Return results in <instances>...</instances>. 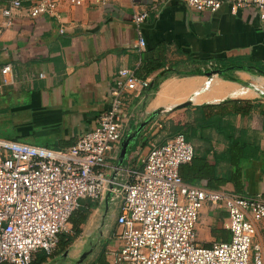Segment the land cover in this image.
I'll use <instances>...</instances> for the list:
<instances>
[{
  "label": "crops",
  "instance_id": "obj_1",
  "mask_svg": "<svg viewBox=\"0 0 264 264\" xmlns=\"http://www.w3.org/2000/svg\"><path fill=\"white\" fill-rule=\"evenodd\" d=\"M61 1L64 32L51 16L32 19L22 10L0 37V84L1 68L6 64L12 68L9 83L0 88V106L21 101L15 103L14 111H27L31 116L24 121L27 128L23 124V130L17 127L16 131L28 143L72 145L109 108L117 71L130 67L139 72L143 61L158 49L166 57L165 69L138 75L148 76L152 82L161 71L170 68L173 73L150 96L145 95L146 90L129 95L121 143L108 164L140 169L150 141L162 143L187 123L198 125L206 120L216 126L221 121L220 125L247 131L249 144L244 153L250 164L242 172V190L237 192L232 181L210 187L206 177L190 184L264 197V75L244 69L230 72L234 80L205 74L216 69L220 58L251 55L264 61V31L257 16L245 9L233 13L228 2L215 12H195L179 0H110L107 4L88 0L82 6ZM134 6L149 10L143 25L147 41L143 52L135 48ZM2 19L0 15V22ZM31 131L34 138L28 139ZM192 143L208 151L210 165L216 163L215 154L226 156L229 146L214 126ZM219 167L218 176L223 178L229 171L228 160L221 159ZM111 171L108 168L109 174ZM81 204L63 232L74 236L66 251L76 247L74 255L79 257L83 249L91 250L84 264H110L108 252L119 246V206L110 195L83 199ZM83 217L85 221L80 222ZM227 217L225 210L206 204L197 225L198 240L205 246L230 240ZM55 258L49 257L43 264H55Z\"/></svg>",
  "mask_w": 264,
  "mask_h": 264
},
{
  "label": "built area",
  "instance_id": "obj_2",
  "mask_svg": "<svg viewBox=\"0 0 264 264\" xmlns=\"http://www.w3.org/2000/svg\"><path fill=\"white\" fill-rule=\"evenodd\" d=\"M87 1L66 0L71 6ZM179 1L195 12H215L228 2L233 13L251 11L264 31V0ZM62 6L61 0H0V37L22 10L32 19L51 16L64 32ZM148 17V8L134 6L140 52L147 49L143 25ZM137 71H117L109 108L72 145L52 148L0 137V264H32L41 252L52 256L81 200L106 195L119 206L121 228L119 246L108 252L110 264H264V197L186 182L180 168L192 162L195 147L184 134L150 141L140 169L108 164L121 143L129 95L142 94L151 84L150 77ZM11 72L10 64L1 68L0 88L9 83ZM206 204L227 212L230 240L210 246L198 240Z\"/></svg>",
  "mask_w": 264,
  "mask_h": 264
},
{
  "label": "trees",
  "instance_id": "obj_3",
  "mask_svg": "<svg viewBox=\"0 0 264 264\" xmlns=\"http://www.w3.org/2000/svg\"><path fill=\"white\" fill-rule=\"evenodd\" d=\"M217 66L216 69L225 70V72L221 75L226 79L234 80V76L229 74V72L236 69H244V70H253L254 72L264 75V61L255 56H239V57H227L220 58L216 60ZM167 66L166 57H164L163 53L157 49L154 51V55L151 58L145 59L142 63V68L137 73L150 74L161 68ZM173 73V69H167L158 73L157 77L153 79L149 88L146 90L145 95L150 96L155 91L158 90L160 83L170 74ZM205 73V72H204ZM203 73V74H204ZM139 74V75H140ZM199 74V73H198ZM142 76V75H140ZM221 121H218L217 125H210L209 123L204 121L197 122L198 125L190 123L185 125L184 129L176 130L171 133V137L182 133L184 134L186 140L190 142H194L196 138L200 137V133L204 132L206 128H210L214 126L217 128L220 134L224 135L225 139L229 142L228 149L224 155L215 154L216 163L214 165H210L207 162V153L208 151H203L200 148H195V156L191 163H187L181 166L180 173L183 179L189 183H194L196 180L206 177L208 179V184L210 187H217L218 185L224 184L227 181H232L235 184L237 192L242 190V172L243 170L250 164V161L247 157H245L244 149L247 144H249L247 139V131L244 129H235L234 125H220ZM20 133V132H19ZM16 134V137L13 139L25 141L26 137L24 135ZM48 146V145H47ZM52 148H60L67 146H48ZM228 160L229 163V171L224 172L223 178L218 176L220 169L221 159ZM234 169V172L231 169ZM81 215V214H80ZM80 221V220H79ZM85 217L81 219L80 222H84ZM78 220L76 221L77 224ZM80 232V229L77 227L76 234ZM74 239V236L61 234L60 236V245L62 246L64 251H66V246H68L71 241ZM48 260V255L45 252H41L38 254L37 258L32 262V264H43Z\"/></svg>",
  "mask_w": 264,
  "mask_h": 264
},
{
  "label": "rangeland",
  "instance_id": "obj_4",
  "mask_svg": "<svg viewBox=\"0 0 264 264\" xmlns=\"http://www.w3.org/2000/svg\"><path fill=\"white\" fill-rule=\"evenodd\" d=\"M229 74H231V73L229 72ZM15 103L21 104V101L15 102ZM15 103L12 102V104L9 107L0 106V137L13 139L14 137H16V134L19 133L18 131H16V130H18L17 127H21V131H22L23 130L22 128L24 127L22 125L25 124V128H27L26 122L24 123V121H26V118H27L29 112H27V111H14L13 106H15ZM176 130H178V128ZM30 134H31V136L28 137V139L34 138V132L31 131ZM38 138L40 140L42 139V137L40 135L38 136ZM62 246H64V245H62V244L60 245V243H59L55 253L57 251H59V252L56 254L54 253L52 256H50V257H56L55 258L56 259L55 264H77L81 255L84 253V251L87 250V249H83L82 253H80L79 257L77 256L78 257L77 258L74 255V253H75L74 251H75L76 247L71 248V250H69V251H64ZM89 258H90V256L89 257L87 256L84 259V261L81 262L80 264H84L86 261H88Z\"/></svg>",
  "mask_w": 264,
  "mask_h": 264
},
{
  "label": "water",
  "instance_id": "obj_5",
  "mask_svg": "<svg viewBox=\"0 0 264 264\" xmlns=\"http://www.w3.org/2000/svg\"><path fill=\"white\" fill-rule=\"evenodd\" d=\"M136 1H138V2L143 1L144 3H151V2H152V0H136ZM224 72H225V70H222V69H214V70L209 71V72H207V73H205V74L208 75V76H212L213 74H216V73L222 75ZM153 116H154V115H153ZM148 122H149V121H147L145 124H147ZM145 124H142V125H145ZM90 253H91V250H87V251H85V252L81 255V257H80L78 263L83 262L84 259H85Z\"/></svg>",
  "mask_w": 264,
  "mask_h": 264
},
{
  "label": "flooded vegetation",
  "instance_id": "obj_6",
  "mask_svg": "<svg viewBox=\"0 0 264 264\" xmlns=\"http://www.w3.org/2000/svg\"><path fill=\"white\" fill-rule=\"evenodd\" d=\"M78 262H79V260H78ZM77 264H80V263H77Z\"/></svg>",
  "mask_w": 264,
  "mask_h": 264
}]
</instances>
